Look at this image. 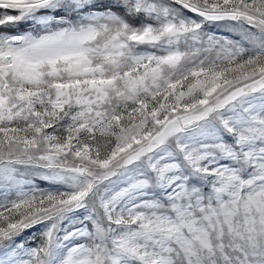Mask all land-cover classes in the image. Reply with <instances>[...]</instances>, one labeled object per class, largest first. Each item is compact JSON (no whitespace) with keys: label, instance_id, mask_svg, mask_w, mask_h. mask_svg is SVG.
<instances>
[{"label":"snow or ice","instance_id":"snow-or-ice-1","mask_svg":"<svg viewBox=\"0 0 264 264\" xmlns=\"http://www.w3.org/2000/svg\"><path fill=\"white\" fill-rule=\"evenodd\" d=\"M0 264H264V0H0Z\"/></svg>","mask_w":264,"mask_h":264}]
</instances>
